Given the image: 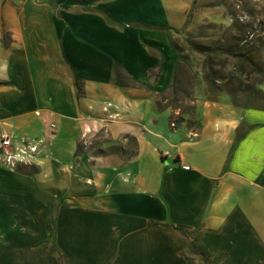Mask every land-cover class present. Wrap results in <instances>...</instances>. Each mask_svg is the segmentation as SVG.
Here are the masks:
<instances>
[{"label":"crops","instance_id":"obj_1","mask_svg":"<svg viewBox=\"0 0 264 264\" xmlns=\"http://www.w3.org/2000/svg\"><path fill=\"white\" fill-rule=\"evenodd\" d=\"M197 4L0 0V137L53 135L36 164H0V264H203L189 242L264 264V101L196 98L174 126L157 105L177 60L160 27ZM100 131L130 153H76Z\"/></svg>","mask_w":264,"mask_h":264},{"label":"rangeland","instance_id":"obj_2","mask_svg":"<svg viewBox=\"0 0 264 264\" xmlns=\"http://www.w3.org/2000/svg\"><path fill=\"white\" fill-rule=\"evenodd\" d=\"M196 8L205 15L198 23L201 26L196 25L198 16L193 15ZM190 15L188 24L191 22L193 26L186 25L177 32H171L172 40L183 56L177 71V82L158 98L163 108L170 106L178 110L179 113L173 114L172 126L176 125L180 114L191 117L196 98L226 97L242 104L251 89L258 88L260 92L249 99V104L262 105L264 0H200V4L192 7ZM190 41L209 49L199 52L192 49ZM245 56L253 58L252 61H244ZM152 75L155 76V71ZM125 137L127 141L109 142L106 133L100 131L99 137L79 144L82 149L86 146L94 153L121 152L127 156L130 153L127 148L132 147L133 142L129 136Z\"/></svg>","mask_w":264,"mask_h":264},{"label":"built area","instance_id":"obj_3","mask_svg":"<svg viewBox=\"0 0 264 264\" xmlns=\"http://www.w3.org/2000/svg\"><path fill=\"white\" fill-rule=\"evenodd\" d=\"M173 125V123H172ZM55 125L50 124L53 129ZM197 133H190V137H196ZM51 134L45 137H21L17 140L12 139L8 134H2L0 137V164L8 169L16 170L20 166L34 165L40 160L42 152H46L50 145ZM188 169V165H184Z\"/></svg>","mask_w":264,"mask_h":264},{"label":"trees","instance_id":"obj_4","mask_svg":"<svg viewBox=\"0 0 264 264\" xmlns=\"http://www.w3.org/2000/svg\"><path fill=\"white\" fill-rule=\"evenodd\" d=\"M131 23H132L134 26H136V27H142V26L149 27L147 24L142 23V22H140V21H132ZM160 28H161V29H165V30H169V31H175V32H177V31L179 30V28H175V27H171V26H161ZM169 40H170V45H171V47H172V49H173V51L175 52L176 57H177L176 63H175V65H174V67H173L172 81H171V86H174V85L176 84V82H177V78H178L177 71H178V67H179L180 62H181V60L183 59V56L181 55V53H180V51H179V48L176 46V44H174V42H173V40H172L171 32H170V34H169ZM194 43H195V42L190 41V44L192 45V47H194V48H192V47H191V48H192V49H195V50H197V51H199V52H206V51L209 49V48H206V47H204V46H202V45H198V44H194ZM252 59H253V58H251L250 56H245V60H244V61H252ZM161 60H162V59H161ZM68 64L70 65V67H71V69H72V71H73V73H74L75 86H76V88H77V93H79V92H80V89H79V82H78V76H77V69H76L75 66H73L71 63H68ZM115 65H117V64H114V67H115ZM160 70H161V63H160L159 68H158V74H159ZM156 75H157V74H156ZM208 82L210 83L211 81L208 80ZM259 92H260V90H258V88H252V89H251V93H250V95H249V96L247 97V99L245 100V103L248 104V103H249V99L255 97L256 94L258 95ZM257 95H256V96H257ZM263 98H264V96H263ZM214 99H218V98H212V100H214ZM231 101H232V103L236 104L235 101H233V100H231ZM157 105H158L159 108H163V107H164V105L161 103V101H158V102H157ZM134 141H135V140H134V138H133V142H134ZM81 151H82V147H81L80 144L78 143V144H77L76 153H80ZM175 229L178 230L180 233L184 234L180 228L175 227ZM188 249H189V252H190L191 254L199 256L200 259L202 260V263H203V264H210V262H209L208 260H206V258L204 257V255H203L201 252L197 251V250L193 247L192 242H189V244H188ZM58 252H59V254H60L62 264H67V261H66L65 255H64L62 252H60L59 250H58Z\"/></svg>","mask_w":264,"mask_h":264}]
</instances>
